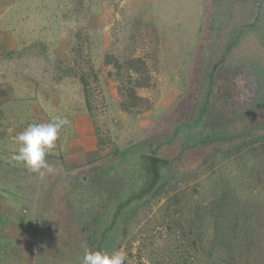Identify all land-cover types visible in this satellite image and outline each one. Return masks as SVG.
<instances>
[{
    "label": "rangeland",
    "instance_id": "rangeland-1",
    "mask_svg": "<svg viewBox=\"0 0 264 264\" xmlns=\"http://www.w3.org/2000/svg\"><path fill=\"white\" fill-rule=\"evenodd\" d=\"M95 1L99 7L101 0ZM125 4L112 8L118 14V17L114 15L117 18L114 22L113 13H110V22L98 24L95 40H88L85 36L72 40L74 53L68 54L65 59L66 88L69 96L74 98L66 103L67 109L74 106L73 111L84 113L92 130L91 140L96 142V159L89 164L107 160L121 150L144 145L149 134L160 130L163 123L169 120L166 110L176 105L185 80L192 73L190 49L200 34L197 32L198 22L205 17L203 9L201 15L203 0H126ZM54 5L44 4L40 9L30 5L24 9L27 14L31 12L40 16L34 17L26 27L35 35L45 32L48 44H53L59 35L58 27L48 17L54 11ZM209 9L206 8L208 12ZM80 26L82 30L84 24ZM42 27L44 30H41ZM258 34L264 50V25ZM92 44L94 48H90ZM137 57L143 59L150 79L147 87L135 88V91L147 102L125 111L121 107L125 90L135 85L137 78L127 61ZM252 62L255 66L259 65V69L264 68V51L255 52ZM262 87L264 90V84ZM69 122L61 129L60 139L66 134L71 141L76 139L71 119ZM228 143L217 142L215 145H220L218 150L224 152L214 156L209 148L204 153L197 151L199 154L193 158L172 163L171 175L162 182L156 196L145 198L121 215L119 240L111 251H125V264H159L157 252L168 240L173 241L169 238L171 232L175 233L172 238L177 240L180 234L179 226L169 229L162 223V220L167 222L162 218L163 215L165 217L163 206L170 196L183 189L193 194L199 190L203 199L208 201L228 189L239 200L236 208L242 215L247 214L253 228V247L243 258H249L247 264H264V138L250 140L232 149H229ZM55 156L61 158L60 152ZM63 163L57 167L51 159L48 163L51 170H41L47 176L41 177V182L33 177L34 185L29 195L36 206L35 217H24L32 235L29 238L28 235L27 240L25 231L1 229L0 264H82L83 257L75 261L59 244L63 236L71 232V237L76 238V232L80 230L79 225L67 223V219L57 213L62 205L59 197L66 184V172L73 169ZM226 184H229L227 188ZM95 207L91 206L93 212L89 210L90 214L97 213ZM80 213L78 210L72 213L73 219ZM148 224L156 226L155 229L149 231ZM143 229H148L147 233L153 237L150 239L153 244L151 249L145 248L143 243L146 242L139 235ZM250 238L251 234L248 240ZM130 243L131 246H128ZM77 249L82 250L83 245ZM138 252L141 259L136 255Z\"/></svg>",
    "mask_w": 264,
    "mask_h": 264
},
{
    "label": "flooded vegetation",
    "instance_id": "flooded-vegetation-1",
    "mask_svg": "<svg viewBox=\"0 0 264 264\" xmlns=\"http://www.w3.org/2000/svg\"><path fill=\"white\" fill-rule=\"evenodd\" d=\"M207 1L210 28L199 39L192 73L186 78L176 105L166 110L169 120L160 130L149 134L148 142L136 148L137 154L154 152L169 158L172 165L204 153L218 141L230 139L223 134L208 143L203 140V128H224L231 136H239L240 130L248 133L264 128V68L259 69L252 62L255 52L264 51L258 34L264 25V0ZM203 105L206 126L199 130L196 124ZM113 157L72 169L60 194L62 205L57 209L58 216L80 228L76 238L69 232L59 242L75 261L83 257V249L77 247L85 243L96 250L111 252L120 236L121 215L139 203V200L130 203L131 198L120 199L125 186L129 189L130 184L146 180L144 172L138 175L129 158ZM91 206H96L94 215L89 213ZM77 210L81 213L73 219Z\"/></svg>",
    "mask_w": 264,
    "mask_h": 264
},
{
    "label": "crops",
    "instance_id": "crops-1",
    "mask_svg": "<svg viewBox=\"0 0 264 264\" xmlns=\"http://www.w3.org/2000/svg\"><path fill=\"white\" fill-rule=\"evenodd\" d=\"M49 3L55 5L48 17L59 32L53 44H48L45 32L35 35L26 27L34 17L40 16L24 12L27 6L40 9ZM123 3L126 0H101L98 7L95 0H0V230L25 231L28 240L32 233L24 217L34 218L36 207L29 190L34 185L33 177L40 181L47 176H34L13 159L17 147L14 137L18 132L31 123L48 122L55 115L67 116L77 137L72 141L67 134L61 139L58 137L48 154L60 152L63 161L73 169L96 159V142L91 140L89 121L84 113L73 111L74 106L69 109L66 106L74 98L66 88L65 59L74 53L72 40L82 36L95 40L98 24L110 22V13L114 22L118 14L112 8ZM196 43L190 49L192 55ZM90 48H94L93 44Z\"/></svg>",
    "mask_w": 264,
    "mask_h": 264
},
{
    "label": "trees",
    "instance_id": "trees-1",
    "mask_svg": "<svg viewBox=\"0 0 264 264\" xmlns=\"http://www.w3.org/2000/svg\"><path fill=\"white\" fill-rule=\"evenodd\" d=\"M202 9L204 11L203 15L205 17L207 15V17H204L201 22H198L197 32L203 33L202 35L201 33L199 34V39L209 30L210 27L208 24L211 20L210 12L206 10L205 6L201 8V15ZM196 37L197 39L195 41L198 40V36ZM194 62L192 60V65ZM127 64L137 74V78L135 85H130L126 88L121 107L125 111H131L138 104L144 105L147 102L146 98L136 94L135 88L147 87L150 76L145 70V63L142 58H131L127 61ZM205 110L206 107L203 105L200 109V115L198 116V122L196 124L199 130L202 126H206L203 117V113H206ZM186 133L187 131H185V136ZM240 133L242 135L231 136L225 133L224 128L220 127L212 128L208 126L202 129L203 140L208 143L220 138L223 134L225 137L229 136V140L218 141L224 144L230 142L228 143L229 149L236 148L253 139L264 138V128L250 130L248 133L240 130ZM136 148L134 146L121 150L113 157L114 159L122 157L121 159L123 160L129 158L135 166L138 175H142V172H144L146 177V180H142L143 184L141 181L130 184L129 189H126V186L124 187L120 200L130 201L129 198H131L130 203L135 200H139L138 202H140L145 198L156 196L162 187V182L172 172L171 160L169 158L156 155L154 152L137 154ZM218 148H220L219 144L214 145L210 149L212 156L224 152V150H218ZM48 158L54 160L57 167L64 165L62 158L55 156V154H49ZM93 168L99 169L100 167ZM70 172H66V183L68 176L72 174ZM146 186H148L146 190L142 191ZM228 186L229 184H226L225 188ZM131 187L137 189L132 191ZM148 188L150 191H148ZM195 192L196 194H193L185 189L178 191L171 195L165 206H163L165 217L163 215L162 218L167 219V222L165 223L162 220V223L166 224L169 229L171 227L176 229L179 226L180 234L179 240H177V238H172V235H175V233L171 232L169 238L173 241L168 240V243L161 251L157 252L159 264H247L249 258L246 259L243 256L247 252L249 253L253 247V228L251 227L247 214L242 215L241 211L236 208L240 203L237 197L232 194V190L224 189L220 195L208 201L203 199V193L201 191L198 190ZM155 227L148 224L149 231L152 228L155 229ZM147 232L148 229H143L139 235L146 242H142L145 248L151 249L153 244L150 239L153 237L149 236ZM250 234L251 238L248 240ZM117 238L119 240V237ZM128 246H131V243ZM136 255L139 258L141 257L140 252Z\"/></svg>",
    "mask_w": 264,
    "mask_h": 264
},
{
    "label": "clouds",
    "instance_id": "clouds-1",
    "mask_svg": "<svg viewBox=\"0 0 264 264\" xmlns=\"http://www.w3.org/2000/svg\"><path fill=\"white\" fill-rule=\"evenodd\" d=\"M69 123L66 117L55 115L48 122L29 124L14 137L17 147L13 159L33 173L43 175L42 169L51 170L46 155L55 147L61 129ZM83 251V264H125L127 260V253L121 249L96 250L85 243Z\"/></svg>",
    "mask_w": 264,
    "mask_h": 264
},
{
    "label": "water",
    "instance_id": "water-1",
    "mask_svg": "<svg viewBox=\"0 0 264 264\" xmlns=\"http://www.w3.org/2000/svg\"><path fill=\"white\" fill-rule=\"evenodd\" d=\"M203 7L205 6L206 8H209V3H208V1L207 0H203ZM204 9V8H203ZM206 17H207V15H206ZM205 17V18H206ZM204 19V18H203ZM201 33V35L203 34L202 32H200ZM199 38H200V36H198V40H197V43H196V45H195V47H194V51H193V55H192V60H193V57L195 56V53H196V50H197V47H198V43H199Z\"/></svg>",
    "mask_w": 264,
    "mask_h": 264
}]
</instances>
